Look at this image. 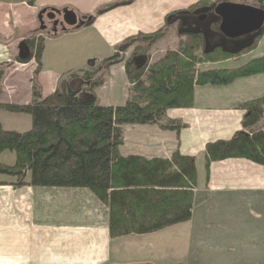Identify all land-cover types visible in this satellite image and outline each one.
<instances>
[{
	"label": "crops",
	"instance_id": "crops-1",
	"mask_svg": "<svg viewBox=\"0 0 264 264\" xmlns=\"http://www.w3.org/2000/svg\"><path fill=\"white\" fill-rule=\"evenodd\" d=\"M123 1L34 0L33 5H27L16 0H0V64L16 63L12 61L16 41L26 38L27 32L31 34L33 30L41 29L36 6L60 11L68 7L78 17L102 10L89 25L68 27L62 33L44 36L42 68L37 82L42 97H46L65 73L87 68L88 61L110 55L114 45L132 34L155 31L162 25L165 14L184 9L197 0H133L118 5ZM263 56L264 30L256 47L243 55L245 58L240 65ZM113 66L109 69H113L121 82L114 86L109 84L107 89L102 86L95 89L101 105H121L127 98V90L121 89L123 84L128 85L123 64ZM194 94L196 100L203 98L202 94L206 95L204 100L198 99L196 103L200 111L167 114L185 124L178 132L161 130L151 124L123 126V144L119 148L124 156L136 154L168 159L177 150L181 155L194 157L196 187L188 221L152 233L110 237L108 209L90 191L42 189L37 193L42 198L41 213L51 211L73 217L76 225L65 227L43 222L39 214L35 215L33 195L29 192L30 226L39 231L38 251L31 249L27 256H20L25 247L16 245L10 231L2 232L0 264H191V259L200 264H264V166L244 158H227L212 161L206 167L204 156L206 143L227 140L241 130L243 112L236 109L237 105L230 104L232 100L240 103L264 95V72L239 78L227 86H198ZM212 108L223 111L213 110L207 117L205 109ZM15 116L26 123L30 120L26 114ZM0 124L6 130H27H17L13 128L17 126L1 120ZM12 186L0 185V195L7 196V187L18 192L29 191L25 186ZM86 194L91 197L95 210L93 213L86 211L84 217L81 214L85 206L78 199ZM53 229L55 233L74 230L72 245L45 243V231ZM17 250H20L19 256L15 255Z\"/></svg>",
	"mask_w": 264,
	"mask_h": 264
},
{
	"label": "trees",
	"instance_id": "trees-1",
	"mask_svg": "<svg viewBox=\"0 0 264 264\" xmlns=\"http://www.w3.org/2000/svg\"><path fill=\"white\" fill-rule=\"evenodd\" d=\"M26 2L33 5L34 0ZM231 2L264 10V0ZM208 3L199 0L185 9L170 11L160 29L131 35L109 58L99 63L89 61L87 68L65 73L46 97L34 84L29 102H0V110L29 115L31 121L30 128L22 132L6 130L0 124V176L14 178L10 184L15 187L87 189L108 209L110 237L152 233L188 221L196 187L194 157L181 155L177 150L168 159L124 156L119 148L124 125L151 124L175 132L183 128L184 124L167 118L166 111L189 106L194 86L226 85L264 72V56L233 68L199 66L237 58L256 45L264 28L236 50L220 45L208 49L202 32L178 31L177 48L168 49L161 59L151 61L153 44L170 33L172 27H180L182 18L211 5ZM100 12L98 9L83 16L84 26ZM43 43V35L23 40L13 61L35 60L36 74L42 65ZM128 49H132L128 58L117 53ZM119 62L124 64L128 81L127 99L121 105H101L94 90L103 84L102 67ZM3 76L0 69V82ZM239 108L243 111L241 130L227 140L205 144L206 167L212 161L227 158H244L264 166V95L242 102ZM7 151L14 153L12 164L1 161V154Z\"/></svg>",
	"mask_w": 264,
	"mask_h": 264
},
{
	"label": "rangeland",
	"instance_id": "rangeland-1",
	"mask_svg": "<svg viewBox=\"0 0 264 264\" xmlns=\"http://www.w3.org/2000/svg\"><path fill=\"white\" fill-rule=\"evenodd\" d=\"M124 1H126V0H124ZM132 1L133 0L126 2V3L122 2V3H119L118 5H126V4L131 3ZM198 1L199 0L195 1L194 3L198 2ZM222 1H230L231 2L232 0H208V2L211 3L210 6H204L203 8L197 10L196 12L189 15L188 17H186L184 19L182 18L178 22L180 24V27L174 28L171 26L172 31L170 33H168L167 35L164 34V37H162L157 42H155L153 44V46L151 47V50L149 52L150 57H151V61H156V60L161 59L162 56L165 54L166 50L177 48L179 36L178 37H176V36L178 34V31L181 32L180 34L186 33V31H188V30H195V31L202 32L206 38V45H207L208 49L214 45L219 44L228 50H236L239 46H241L245 43H248L252 39L254 33L246 35V36H241V37L236 38V39L225 38L220 33V31L218 29L220 19L218 16H216L213 13V8L217 3L222 2ZM18 2H24L27 5H30L28 2H26V0H24V1L22 0V1H18ZM194 3H192V4H194ZM36 8H39L38 12H40L41 10L44 9L42 7L40 8L37 6H36ZM65 9H69V10L74 11L73 9L68 8V7ZM49 10H52V9L51 8H45V11H46L45 13L49 12ZM56 11H60V10H56ZM45 13H43L42 17H41V19L43 20L42 24L45 26V28L44 29H42V28L37 29L35 31L33 30V32L31 34H27L28 33L27 32L26 34H24V36H27L26 38L16 41L15 55L18 54L20 51L21 42L25 39H28L30 36H32V35H34V36L43 35V36L49 37V36L55 35L56 33H62L63 30L70 27V26H67L64 24H60L61 23V15H55L53 20L56 19V21H58V23L56 24V26H52L53 20L47 19ZM92 14L93 13H90V14L88 13V14H85L83 16H89ZM202 14H205V18L202 20L198 19V16L202 15ZM83 16L78 17V18L81 21H83L82 23L84 26L85 19L83 18ZM96 16H97V14L94 16V19ZM163 23H164V19L162 21V25L158 29H160L163 26ZM173 24H177V22H175ZM40 27H41V25H40ZM73 27H75V26H73ZM137 33H144V32L139 31ZM137 33H135V34H137ZM218 33H219V35H218ZM135 34H132V35H135ZM15 38L16 37H14L13 40H15ZM120 43H118L117 45H114L111 48V54L110 55L105 56L101 59L94 58L90 61H94L95 63H99L100 61H102L106 58H109L110 56H112L116 52L117 46ZM257 43H256V45H257ZM256 45L252 49L248 50L247 52L239 55L237 58L236 57H230V58H226V59L220 60V61L206 62L204 64L199 65L200 69L205 68V67H209L210 65L215 66L217 68H233V67L239 66L240 63L242 62V60L245 58V57H243V55L247 54L251 50H253L256 47ZM131 50L132 49H128L124 53H120V52H117V53H119L118 55H123L125 58H128L131 54ZM88 62L86 63V65L88 64ZM119 63L123 64V62H119ZM119 63H114V64L110 65L109 67H111L113 65L116 66ZM36 67H37V63L35 62V60H30L27 63H17V62L16 63H12V62L11 63H8V62L1 63L0 69H2L4 71V76L0 82V102L16 103V104H24V103L29 102L31 99V94H32L31 93L32 86L34 84L38 85L37 75L41 71V69H40L39 72L34 74ZM109 67H107L106 69H104V67H102L101 72L104 75V79H103V84L101 86L103 87V89H107L105 87H107L109 84L111 86H114L116 83H117V85H119L120 84L119 82H121L119 77L116 78L115 74L113 73V69H111V68L109 69ZM123 67H124V64H123ZM41 68H42V65H41ZM124 71H125V69H124ZM231 83H229V84H231ZM229 84H226V85L207 84L204 86H218V87H220V86H227ZM122 86L123 87L121 89L123 92L125 90H127L128 85L126 86L123 84ZM196 87H198V85L194 86L192 98L190 99V105L189 106L169 108L166 111V116L169 112H172V111L173 112L175 111V113H178L179 111H182V112L186 111L187 113H194L196 111L197 112L200 111V106H196V103H197V101H199L201 99L204 100L203 98H205L206 95L202 94L203 98L197 97V100H196L195 99L196 96L194 94V90ZM39 88H40V86H39ZM106 91L107 90H105L101 93H104ZM94 92H96V90H94ZM95 95H96V93H95ZM120 96H121V94H120ZM126 96H128V93L126 94ZM97 99H98V101L100 100L98 96H97ZM232 101L233 102L230 105H237L236 109L241 110L239 108V104H241L242 102L238 103V102H235L234 100H232ZM219 102H221V101H219ZM213 110L216 112L223 111L220 109H213L212 108V109H205L204 112H206L205 113L206 116L209 117L208 113L213 112ZM201 114L203 115V113H201ZM167 118L172 119L169 116H167ZM0 120L3 122H6L7 124H9L11 126H13V125L17 126V127H13V128H16L17 130H25V129L28 130L31 126L30 120L26 123V121H24L22 118H17V116H15V113H8V112L2 111V110H0ZM173 120H177V119H173ZM177 121L182 123L181 120H177ZM124 126H127V125H124ZM132 134H133V132L130 135H132ZM14 159H15V156H14L13 152L7 151V152H4L1 154V161L3 163L12 164ZM0 182L5 183V184H9V186H10V183L14 182V178L9 177V176H0ZM12 187H14V186H12ZM25 187H27L29 191L26 190V191L18 192V191L13 190L11 187H7V189H6L7 190V196L0 195V233H2V232L5 233L7 231H10L12 234V237L15 236L16 245L20 244L21 246L25 247L23 250V253L20 256H27L29 254V250H31V249L33 252L38 251V249H36V248L39 247V243H40V241H37V238H39V231H35L30 226L31 206H30V201L28 198L29 192H31V194L33 195L32 196V204L34 207L35 215L37 217V215L39 214V216L43 222L54 224V225H59V226H65V227H70V226L76 225L73 217H66L63 215H58L55 212H51V211H47L46 213H41L42 212V198L40 197L41 196L40 193L39 194H37V193L39 191H41L42 189H49V188L40 187V186H25ZM33 190H34V194H33ZM2 197L6 198V199L4 200ZM78 200L80 202H82L85 206V207H82L83 214H81V215H84V217H85L84 213L86 211H89L91 213L94 212L95 208L91 205V203H92L91 197H87V194L81 195V197ZM81 218H83V217L81 216ZM84 219L87 220L86 218H84ZM58 231H60V232L55 233L56 231L54 229L52 231H49V232L45 231L46 236L45 235L43 236L45 243L50 241V243H53L54 245H61V244L64 245L65 243H66V245H69V244H71V240L74 241V239H73L74 238L73 235L75 236L74 230L68 229L67 231H62V232H61V230H58ZM31 232H34V233L32 234ZM29 238H31L30 241H29ZM43 238L41 239V241L44 244ZM45 238H47V241ZM43 244H41V245H43ZM0 245H2V244H0ZM19 254H20V250H17L15 255L19 256ZM191 264H200V262L198 260L195 262L194 261L192 262V259H191Z\"/></svg>",
	"mask_w": 264,
	"mask_h": 264
},
{
	"label": "water",
	"instance_id": "water-1",
	"mask_svg": "<svg viewBox=\"0 0 264 264\" xmlns=\"http://www.w3.org/2000/svg\"><path fill=\"white\" fill-rule=\"evenodd\" d=\"M45 12V9H43L38 14L42 29L45 26L42 24L43 20L41 17ZM213 13L220 19L218 25L220 33L228 39H236L241 36L253 34L264 28V10L250 4L222 1L214 6ZM45 15L50 20H53L55 15H61L60 24L70 27L83 25V21L78 18L77 14L69 9H63L61 11L49 10ZM204 18L205 14L198 16L200 20ZM54 20V24H57L58 21L56 19Z\"/></svg>",
	"mask_w": 264,
	"mask_h": 264
},
{
	"label": "flooded vegetation",
	"instance_id": "flooded-vegetation-1",
	"mask_svg": "<svg viewBox=\"0 0 264 264\" xmlns=\"http://www.w3.org/2000/svg\"><path fill=\"white\" fill-rule=\"evenodd\" d=\"M54 21H55V20L52 21V26H56V24H54Z\"/></svg>",
	"mask_w": 264,
	"mask_h": 264
}]
</instances>
